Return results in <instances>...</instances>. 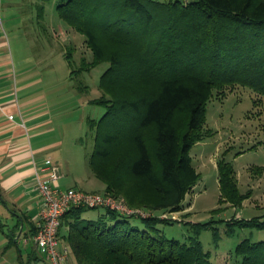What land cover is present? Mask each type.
I'll use <instances>...</instances> for the list:
<instances>
[{"label":"trees","instance_id":"16d2710c","mask_svg":"<svg viewBox=\"0 0 264 264\" xmlns=\"http://www.w3.org/2000/svg\"><path fill=\"white\" fill-rule=\"evenodd\" d=\"M56 9L92 53L74 68L67 49L69 76L108 63L102 94L89 100L105 106L100 118L87 119L94 130L89 166L105 192L151 212L104 208L85 219L89 207H71L60 219L59 238L77 264H214L198 239L209 223L193 224L188 241L162 236L157 225L174 221L163 215L181 210L200 179L189 151L210 133L204 126L213 90L223 94L240 84L264 95V0H60ZM216 167L220 202L241 205L248 194L240 192L232 165L223 158ZM256 171L264 174V165ZM233 218L227 234L234 224L264 228V215ZM36 231L32 224L25 237ZM234 253L240 264H264V241L243 239Z\"/></svg>","mask_w":264,"mask_h":264},{"label":"rangeland","instance_id":"374dc122","mask_svg":"<svg viewBox=\"0 0 264 264\" xmlns=\"http://www.w3.org/2000/svg\"><path fill=\"white\" fill-rule=\"evenodd\" d=\"M179 1L186 3L191 0ZM59 2L60 0H24L23 16L25 15L26 21L25 24L19 23L22 26L14 34L25 36L32 42L31 53L37 57L38 72L44 78V84L52 81L54 86L50 94L53 112L57 119L63 121L60 126L63 143L58 152L54 153L60 166V188L68 185L83 191L113 195L104 191V182L95 176L89 166V158L94 149V130L87 125L88 118L96 120L105 112L104 105L91 104L89 100L102 94L98 84L108 63L103 62L90 71L69 76L70 68L65 51L71 50L74 68L80 66L82 57L90 60L92 53L84 42V35L59 17L56 9ZM38 4L43 8L39 15L36 8ZM1 34L7 37L2 30ZM19 47L21 51L24 48L23 44L17 46ZM224 90L223 94L217 92V89L213 90L206 104L204 126L210 133L193 144L189 151L191 164L199 173L200 179L185 195L182 209L164 215L175 218L174 221L160 223L157 227L166 238L188 241L193 236V224L209 223L207 228L200 229L198 239L203 250L209 253L211 262L240 264L241 257L236 256L234 250L241 240L264 241V228L239 227L234 224L232 234L226 233L227 221L233 217L248 219L264 215V174L256 171L257 167L264 165V95L240 84ZM223 158L232 165L240 192L248 194L241 205L233 206L219 200L216 163ZM155 169H159L156 164ZM114 197L125 203L122 196ZM104 212V208H88L82 216L85 219H96ZM3 223L2 219L0 264H43L35 259L28 260L26 255H23L21 263L16 255L13 256L4 247L6 230ZM131 223L141 226L138 218H131ZM63 242L70 259L74 261L73 253L64 238ZM28 251L31 253L30 249Z\"/></svg>","mask_w":264,"mask_h":264},{"label":"crops","instance_id":"0c3cea01","mask_svg":"<svg viewBox=\"0 0 264 264\" xmlns=\"http://www.w3.org/2000/svg\"><path fill=\"white\" fill-rule=\"evenodd\" d=\"M23 4L24 0H0V221L4 220L6 230L4 247L13 256L21 263L26 255L28 260L48 264L33 243H24L23 239L31 225H37L40 204L35 188L37 173L46 176V170L41 168L47 158L57 164L60 172L54 153L63 143L60 129L63 121L53 112L50 94L54 86L52 81L44 84L37 57L31 53L32 42L14 34L22 26L19 23L26 21ZM21 44L22 51L17 48ZM59 180L56 184L60 187ZM69 187L73 186L62 189ZM11 234L15 235L12 242ZM60 247L66 248L62 238ZM65 264L77 263L67 253Z\"/></svg>","mask_w":264,"mask_h":264},{"label":"built area","instance_id":"2783aa9c","mask_svg":"<svg viewBox=\"0 0 264 264\" xmlns=\"http://www.w3.org/2000/svg\"><path fill=\"white\" fill-rule=\"evenodd\" d=\"M8 117L12 118V115ZM41 169L46 170L47 174L41 177L37 173L35 179V188L40 197L37 231L23 240L24 243L32 242L36 252L43 254L48 264H65L67 250L60 247L58 232L61 217L71 207L109 208L124 215H150L141 209L128 207L123 201L107 193L88 192L75 187L60 188L56 184L61 176L59 168L51 158L46 159Z\"/></svg>","mask_w":264,"mask_h":264}]
</instances>
